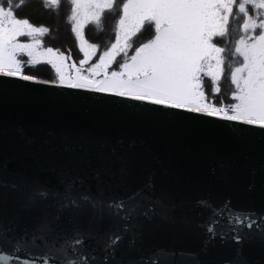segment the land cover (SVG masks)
<instances>
[{"label":"water","instance_id":"1","mask_svg":"<svg viewBox=\"0 0 264 264\" xmlns=\"http://www.w3.org/2000/svg\"><path fill=\"white\" fill-rule=\"evenodd\" d=\"M35 80L0 77V220L7 224L15 218L19 229H31L43 213H56L50 200L21 211L26 191L22 181L30 188L58 191H63L62 181H76L78 192L90 189L109 199L127 196L153 176L155 195L174 210L167 218L158 215L150 222L143 217L135 221L142 225L136 248L129 250L126 238L111 264H133L142 253L157 248L192 254L162 257L159 264H196L197 260L236 264L237 253L239 264H264V240L259 236L264 228V129L196 114L172 115L174 110L162 115L140 102L96 93L77 95L76 90L54 82ZM84 139L107 147L102 152L93 146L82 152L67 150ZM121 156L126 157L127 175L121 173ZM201 199L216 207L230 201L217 226L218 233H228L226 239L206 244V233L199 225L209 213L197 205ZM229 211L249 212L257 222L248 229L231 220V227L246 237L240 244L231 239L236 233H229ZM71 216L70 211L63 213L61 228L77 226L102 234L123 223L107 217L99 221L91 210L70 222ZM94 247L96 241L89 240L86 250ZM43 254L40 248L15 254L5 245L0 255L10 259L0 264L25 260L32 264L33 256ZM64 259L57 255L49 261L45 256L38 264H61Z\"/></svg>","mask_w":264,"mask_h":264},{"label":"snow or ice","instance_id":"2","mask_svg":"<svg viewBox=\"0 0 264 264\" xmlns=\"http://www.w3.org/2000/svg\"><path fill=\"white\" fill-rule=\"evenodd\" d=\"M23 3L24 0L19 3L0 0V77L38 82L23 73L24 62L20 57L26 56L29 64L50 65L58 77L57 86L76 90L77 95L80 92L104 94L153 106L148 110L162 115H168L165 110H174L172 115L196 114L264 129V0H125L122 5H117L116 0H70L72 32L83 54L79 67L75 63L66 65L67 57L62 53L42 47L38 37L49 29L19 18L16 11ZM44 3L58 8L60 0H44ZM106 12H115L118 17L115 42L98 56L97 62L85 69L97 56L98 46L85 39L84 29L90 24L99 25ZM149 29H154V36L133 47V37ZM233 32L236 33L234 39ZM21 37H28L29 42H21ZM218 39L224 41L223 46ZM130 51L133 54L129 55ZM120 56L122 62L117 60ZM226 69L234 86L233 103L217 107L206 102L204 80L209 78L219 92L218 84ZM89 146L102 152L107 144L84 139L67 150L82 152ZM110 151L115 154L114 148ZM119 160L124 165L122 175H127L126 157L121 156ZM21 183L26 188L21 211L49 200L56 208L53 215L43 213L31 229H19L15 218L7 224L0 220V250L5 245L15 254L31 253L33 248L44 250L43 255L33 256L32 264H38L45 256L49 261L54 260L57 255L65 257L61 264H111L126 238L129 250L136 248L142 237V225L135 221L143 217L150 222L158 215L167 218L174 210V206L155 195L153 176L127 196L109 199L90 189L78 192L76 181H62L63 191L30 188L26 181ZM13 187L18 185L13 183ZM197 205L209 213L208 220L199 225L206 233V244L217 238L226 239L228 233H218L217 226L224 219V209L231 207L230 201L216 207L201 199ZM85 210H91L99 221L107 217L123 223L102 234L77 226L61 228L59 220L64 212L72 213L71 222ZM228 216L231 218L227 221L229 233H236L231 239L240 244L246 237L231 227V220H238L248 229L257 222L249 212L236 211L233 215L229 211ZM259 236L264 240V228L260 229ZM89 240H95L98 245L91 252L86 250ZM97 252L102 255L98 256ZM177 255L192 254L157 248L142 253L133 264H159L162 257ZM236 255V264H239L240 254ZM8 259L9 256L0 255V260Z\"/></svg>","mask_w":264,"mask_h":264},{"label":"rangeland","instance_id":"3","mask_svg":"<svg viewBox=\"0 0 264 264\" xmlns=\"http://www.w3.org/2000/svg\"><path fill=\"white\" fill-rule=\"evenodd\" d=\"M44 2V0H41ZM125 2V0H116L117 5H122V3ZM60 4H67L68 7V13L66 15V25H67V32L70 35L71 39L73 40L74 46H67V43H60L57 42L54 38H51L48 33H46L43 36L38 37L42 41V47L48 48L51 47L55 51H58L62 53L65 57H67L65 63L68 66H71L72 64H76L77 67H79V61L83 58V54L79 51V41L77 40L75 34L72 32V21L70 19L71 17V3L70 0H60ZM19 18H25L23 16L17 15ZM117 14L115 12H106L104 16L102 17V20L99 25L96 24H90L85 27L84 29V36L85 39L92 44H95L98 46V52L97 56L93 57L92 61H90L89 65H85L84 68L87 69L92 63L97 62L98 56L108 47L111 46L112 43L115 42V23L117 20ZM29 20V19H28ZM30 21V20H29ZM109 21V22H108ZM65 23V22H64ZM33 24V23H32ZM34 26L40 27L36 24H33ZM235 25V24H234ZM234 27V26H232ZM62 28V27H61ZM60 26H57V34L60 38L67 36L63 29H61ZM54 29V27H53ZM66 30V29H65ZM148 37L144 38V36L148 33ZM236 34V33H235ZM154 36V29L149 30H142L141 33L137 34V36L133 37L134 45L133 47H138L141 44L147 42L148 39L152 38ZM68 37V36H67ZM235 38V37H234ZM21 42H29L28 37H21ZM220 42V40L218 39ZM50 42V43H49ZM62 45L59 47V45ZM221 46L224 45V41L219 43ZM133 54L131 51L129 52V55ZM22 62H24L23 70H31L37 72L40 68H46L50 74L54 78V83L58 84V77L56 76L55 70L51 68L50 65L46 63H40L36 65L29 64L28 58L26 56L20 57ZM117 60L122 62L123 57H117ZM116 65H113V69H115ZM111 70V69H110ZM86 74V72H85ZM28 75V74H27ZM219 92H216L215 88L216 86L213 85L212 81L205 77L204 80V90L205 94L207 96V103L214 104L217 107H226L233 103L231 100V94L234 91V86L231 84L230 81V74L229 72L225 71L224 77L219 81L218 84Z\"/></svg>","mask_w":264,"mask_h":264},{"label":"trees","instance_id":"4","mask_svg":"<svg viewBox=\"0 0 264 264\" xmlns=\"http://www.w3.org/2000/svg\"><path fill=\"white\" fill-rule=\"evenodd\" d=\"M15 3H19V0H14ZM68 13L67 4H60L58 8H50L48 7L43 1L41 0H24L23 6L20 7L16 14L19 16H23L30 20L31 23L36 24L38 26H43L49 29L48 34L51 38H54L57 42L60 43H67V46H74L73 40L71 39L70 35L67 32V25H66V15ZM65 22V23H64ZM109 22V21H108ZM57 26H60L61 29L64 30L65 34L68 36H64L59 38L57 34ZM233 28H235V25ZM54 27V29H53ZM66 29V30H65ZM148 33L144 36V38L148 37ZM235 32H233V39L235 37ZM222 40L218 43L222 44ZM50 43V42H49ZM62 46L61 44L59 47ZM231 48V44L228 45ZM24 74H28L35 78L47 80L54 82L53 76L50 72L45 68L38 69L37 72L31 70H23Z\"/></svg>","mask_w":264,"mask_h":264}]
</instances>
